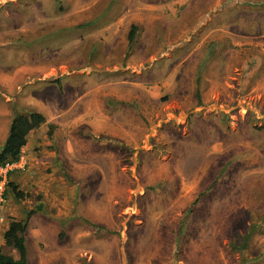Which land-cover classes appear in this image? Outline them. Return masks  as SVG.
<instances>
[{"label": "rangeland", "instance_id": "rangeland-1", "mask_svg": "<svg viewBox=\"0 0 264 264\" xmlns=\"http://www.w3.org/2000/svg\"><path fill=\"white\" fill-rule=\"evenodd\" d=\"M32 113L5 254L264 264V0H0V149Z\"/></svg>", "mask_w": 264, "mask_h": 264}, {"label": "trees", "instance_id": "trees-1", "mask_svg": "<svg viewBox=\"0 0 264 264\" xmlns=\"http://www.w3.org/2000/svg\"><path fill=\"white\" fill-rule=\"evenodd\" d=\"M137 35V27L132 26L129 42L133 44ZM46 117L41 113H32L29 115L16 114L11 122L9 133L5 144L0 149V168L8 164H14L21 160L23 151L27 147L30 135L46 124ZM52 133V132H50ZM8 187L12 189L16 198H25L24 193L19 191L13 183ZM41 210V206L38 211ZM37 211H30L27 219L24 221H13L5 233V239L8 246L18 251L19 258L5 254L0 249V264H29L28 251L26 247L25 235L29 229V220Z\"/></svg>", "mask_w": 264, "mask_h": 264}, {"label": "built area", "instance_id": "built-area-1", "mask_svg": "<svg viewBox=\"0 0 264 264\" xmlns=\"http://www.w3.org/2000/svg\"><path fill=\"white\" fill-rule=\"evenodd\" d=\"M24 168L25 166L23 165V162L21 160L17 163L8 164L5 167L0 168V201H2L6 186L8 184L9 171L22 170Z\"/></svg>", "mask_w": 264, "mask_h": 264}]
</instances>
